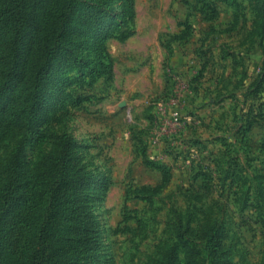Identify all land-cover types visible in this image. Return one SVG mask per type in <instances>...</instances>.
I'll return each mask as SVG.
<instances>
[{"label": "rangeland", "instance_id": "obj_1", "mask_svg": "<svg viewBox=\"0 0 264 264\" xmlns=\"http://www.w3.org/2000/svg\"><path fill=\"white\" fill-rule=\"evenodd\" d=\"M24 3L0 264H264V0Z\"/></svg>", "mask_w": 264, "mask_h": 264}, {"label": "trees", "instance_id": "obj_2", "mask_svg": "<svg viewBox=\"0 0 264 264\" xmlns=\"http://www.w3.org/2000/svg\"><path fill=\"white\" fill-rule=\"evenodd\" d=\"M0 17L1 19L10 26L13 36L11 40V50L9 52V59L11 60L8 62L7 66V73L12 74V59L13 54L15 51V47L20 39L23 38L26 28L28 27V23L30 22V15L28 11L25 9L24 0H1L0 6ZM50 225V220L47 222ZM50 229H48L49 231ZM43 231V243L46 242V234Z\"/></svg>", "mask_w": 264, "mask_h": 264}]
</instances>
